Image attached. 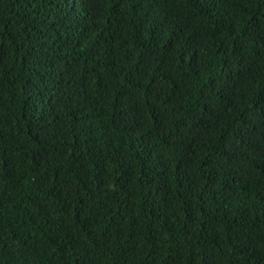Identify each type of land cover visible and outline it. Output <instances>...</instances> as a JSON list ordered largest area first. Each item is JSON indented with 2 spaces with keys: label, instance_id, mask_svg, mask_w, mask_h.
I'll list each match as a JSON object with an SVG mask.
<instances>
[{
  "label": "trees",
  "instance_id": "1",
  "mask_svg": "<svg viewBox=\"0 0 264 264\" xmlns=\"http://www.w3.org/2000/svg\"><path fill=\"white\" fill-rule=\"evenodd\" d=\"M0 264H264V0H0Z\"/></svg>",
  "mask_w": 264,
  "mask_h": 264
}]
</instances>
